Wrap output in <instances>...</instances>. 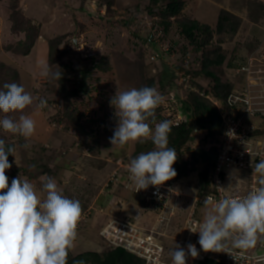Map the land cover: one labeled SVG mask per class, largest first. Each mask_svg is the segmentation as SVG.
<instances>
[{"label":"rangeland","instance_id":"obj_1","mask_svg":"<svg viewBox=\"0 0 264 264\" xmlns=\"http://www.w3.org/2000/svg\"><path fill=\"white\" fill-rule=\"evenodd\" d=\"M162 4V0L157 5L151 0H0V64L18 72L19 84L34 101L22 114L36 122V131L28 140L0 130V135L14 143L16 149L6 175L9 184L13 178H27L41 199L46 196L44 178L52 177L64 195L80 201L83 211L77 225V239L69 251L72 256L106 251L108 246L99 233L114 218L131 219L151 229L157 226L163 211L158 206L143 205L138 195L124 187L123 180L117 185L114 181L115 173L129 171L128 165L135 158L139 144L129 141L121 147L110 143L118 125L116 109L110 101L117 91L146 86L155 80L154 87L165 97L157 108L163 119L157 122L168 120L171 125L174 118L169 117L166 109L172 98H179L177 104L183 113V102L191 93L201 95L207 91L209 99L218 108L222 107V101L215 99L206 88L211 80L196 75L202 68V55L180 34L178 19L172 18L171 26L165 31L159 15ZM230 6L235 10L232 15L241 21L238 32L216 34L211 44H221L227 51L224 72L231 81L252 52L264 49V0H235ZM206 9L215 16V8ZM224 11L219 12L218 18ZM179 18L195 19L193 11L191 14L183 11ZM22 22L31 23L38 31L35 45L27 56L13 50L19 40L25 39V34L19 28L16 30ZM217 23L211 26L214 30ZM51 46H54L53 63ZM92 58L96 62L107 59L110 69L105 72L95 69ZM44 64L51 65L54 72L61 71L68 91H78L76 97L69 99V109L74 117H80L78 124L85 128V134L79 133L66 116L67 102L60 92L61 79L41 74ZM188 73H194L198 92L186 90L183 85L187 84ZM237 82L242 84L243 76L239 75ZM4 83H8V77L0 67V88ZM41 99L46 101L43 108L39 107ZM20 114L10 115L18 118ZM175 114L179 115L178 111ZM182 117L185 121L184 114ZM247 121L264 128V119ZM205 139L206 133H201L191 142L190 149L204 146ZM25 143L30 147L24 148ZM190 155L187 148L184 158L189 159ZM196 169L186 177L173 178L164 184L172 189L171 199L167 201L169 219L160 229L169 257L189 212L195 209L201 218L206 212L204 202L197 201L204 199L199 194V173L204 167L198 164ZM259 186L253 170L234 168L227 171L223 190L226 197H231L247 194L253 191L252 187Z\"/></svg>","mask_w":264,"mask_h":264},{"label":"clouds","instance_id":"obj_2","mask_svg":"<svg viewBox=\"0 0 264 264\" xmlns=\"http://www.w3.org/2000/svg\"><path fill=\"white\" fill-rule=\"evenodd\" d=\"M41 67L43 76L61 79V71H52L49 64ZM164 101L165 97L151 86L117 91L110 101L118 117L110 143L123 147L129 141L143 144L150 140L154 145L152 150L131 159L128 165L137 191L149 186L158 188L177 176L173 167L177 152L169 147L171 122H156V109ZM33 102L23 85L4 83L0 88V130L25 140L31 138L36 122L22 113ZM45 106L46 101L41 99L39 107ZM12 113L21 114L13 118ZM23 147L27 149L30 145L25 143ZM15 152L14 146H7L0 139V264H68L69 251L78 235L82 205L78 199L64 195L52 177L44 178V199L37 195L34 184L27 178L19 176L9 184L6 171L12 164L8 156H15ZM252 167L253 174L258 176V188L243 197L215 202L209 197L204 201L206 212L199 230L192 231L199 233L198 243L204 252L228 253L235 259L234 249L246 251L255 248L258 242L264 243V160ZM199 255L192 243L186 249L175 245L170 253L172 264H187L189 256L196 259Z\"/></svg>","mask_w":264,"mask_h":264},{"label":"built area","instance_id":"obj_3","mask_svg":"<svg viewBox=\"0 0 264 264\" xmlns=\"http://www.w3.org/2000/svg\"><path fill=\"white\" fill-rule=\"evenodd\" d=\"M243 76V83L237 82L238 76ZM186 90L198 92L194 86L197 81L194 73L186 74ZM234 88L228 97L226 106L222 102L219 108L220 116L224 126L223 136L220 138V151L217 156L214 170L210 176L211 186L214 189L206 198H198L197 201L204 202L209 197L212 201H218L222 198H237L244 195H235L226 197L223 190L224 179L227 171L237 168L240 170H253L252 165L264 160V134L252 135L255 130L262 128L249 124L247 119H264V49H258L252 52L247 60L239 66L231 80ZM211 85L206 87L211 90ZM201 96L209 99L206 94ZM210 93V92H209ZM179 98H172V102L167 106L169 117L174 118L173 126H178L183 120V113L180 112ZM177 108V109H176ZM175 110L179 115L175 114ZM175 116H178L176 118ZM114 181L123 180L124 187L131 190L139 196L145 205L158 206L163 211L157 219V226L151 229L145 228L133 222L131 219L114 218L106 223L100 230V236L105 244L113 249H123L143 261V264H172L167 246L160 236L164 234L160 231L167 217V201L171 199L172 189L169 185L157 187L149 186L146 190L137 191L136 185L130 179L129 171L127 173H115ZM256 188L252 187V190ZM168 218V219H167ZM195 209L186 216L177 245L187 248L189 243L195 244L200 255L193 259L188 257L187 264H197L207 259H215L223 264H264V243L258 242L257 246L246 251L233 250L235 259L228 253L204 252L200 249L198 243L199 233L192 231L199 230V223L202 222ZM166 224V223H165Z\"/></svg>","mask_w":264,"mask_h":264},{"label":"trees","instance_id":"obj_4","mask_svg":"<svg viewBox=\"0 0 264 264\" xmlns=\"http://www.w3.org/2000/svg\"><path fill=\"white\" fill-rule=\"evenodd\" d=\"M163 4L159 7V15L161 17V24L165 31L171 26V19L177 20V25L180 30V34L188 40L192 45L195 52L202 55V68L199 72H196L197 76H204L211 80L213 86L209 92L217 100L226 102L231 94L234 84L228 80L225 76L224 68L228 60V53L221 44L212 45L213 36L216 34L231 33L236 34L238 32L241 21L234 15L224 11L218 18L216 29L214 30L210 25L202 24L200 21L189 18H179L185 9L186 3L184 0H162ZM154 5L159 3V0H151ZM153 14L154 11L150 10ZM16 25L18 24L15 20ZM20 29V32L25 34L24 40H19L13 47L14 52L29 55L32 48L35 45L36 38L38 37L36 27L31 23L22 22L20 26L16 27ZM54 46L50 48V61L53 59ZM93 60V67L100 71H108L110 64L107 59H101L96 62ZM228 64V63H227ZM0 67L5 69V73L8 77V83L16 82L19 84V74L16 70L7 67L4 63L0 64ZM90 72V71H88ZM85 71V73H88ZM170 77V75H169ZM65 81L61 78V95L67 102L66 104V116L71 123L76 126L79 133L85 134L86 130L80 123V117H74L69 109V99L78 95L77 90L68 91L65 87ZM163 84V83H162ZM146 86H155V80L148 82ZM185 121L178 126L171 125V133L169 135V147L175 148L177 152V160L173 167L177 172L175 179H181L188 176L192 172H195L198 164H202L204 169L199 173L200 191L201 197L206 198L213 192L211 186L210 176L214 170L217 156L220 151V138L224 133V126L220 116L219 108L208 98H205L197 93H191L186 101L182 105ZM80 116V115H79ZM163 119L159 113V109H156V122L159 119ZM95 123V121L93 122ZM150 123L151 120H150ZM201 133H206V144L198 147L197 149H190V144ZM264 134V128L261 130H255L252 135ZM0 139H4L7 146H14V143L0 135ZM154 145L151 141H146L143 144H138L135 157L141 152L152 150ZM191 152L190 158L185 159V150ZM14 156L9 155L8 160L13 162ZM143 205H145L143 203ZM74 261H83L84 264H143V261L135 255L123 250L113 249L108 247L106 251L102 253L98 252H86L78 256H72L69 253L68 264H73ZM197 264H223L215 259H207Z\"/></svg>","mask_w":264,"mask_h":264},{"label":"crops","instance_id":"obj_5","mask_svg":"<svg viewBox=\"0 0 264 264\" xmlns=\"http://www.w3.org/2000/svg\"><path fill=\"white\" fill-rule=\"evenodd\" d=\"M186 3V8L184 10V13H192L193 11V17L197 19L198 21L208 24L210 26L215 25L218 20V14L221 10H226L230 12L231 14H234V11L232 8H230V5H233L235 0H184ZM225 3V4H224ZM206 7H212L214 9L215 16L207 13L208 9ZM207 11V12H206ZM202 17L206 19H211L210 22L208 20H203ZM214 17V20H213Z\"/></svg>","mask_w":264,"mask_h":264}]
</instances>
